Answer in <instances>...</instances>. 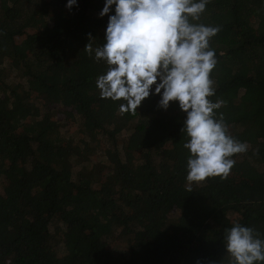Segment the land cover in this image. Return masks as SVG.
Returning a JSON list of instances; mask_svg holds the SVG:
<instances>
[{
	"label": "trees",
	"instance_id": "16d2710c",
	"mask_svg": "<svg viewBox=\"0 0 264 264\" xmlns=\"http://www.w3.org/2000/svg\"><path fill=\"white\" fill-rule=\"evenodd\" d=\"M67 3L0 0V264H231L226 229L264 239V0L189 18L220 29L209 99L249 146L200 182L177 102L159 107L155 85L136 113L101 98L108 65L84 49L105 41V0Z\"/></svg>",
	"mask_w": 264,
	"mask_h": 264
},
{
	"label": "clouds",
	"instance_id": "9594fccd",
	"mask_svg": "<svg viewBox=\"0 0 264 264\" xmlns=\"http://www.w3.org/2000/svg\"><path fill=\"white\" fill-rule=\"evenodd\" d=\"M77 0H68L71 9ZM209 0H105L100 17L108 15L103 45L86 44L85 51L108 65L97 78L101 98L124 101L123 112L136 113L141 102L159 94V107L177 102L186 113L182 132L188 150V182L209 177L226 178L237 154L248 144L228 134L223 118L214 110L224 103H213L215 93L210 73L217 61L209 40L220 30L190 21L199 20ZM114 14L109 15L110 11ZM89 40H93L89 34ZM157 81H159L157 83ZM251 227L235 223L225 230V252L231 264L264 262V239Z\"/></svg>",
	"mask_w": 264,
	"mask_h": 264
},
{
	"label": "rangeland",
	"instance_id": "374dc122",
	"mask_svg": "<svg viewBox=\"0 0 264 264\" xmlns=\"http://www.w3.org/2000/svg\"><path fill=\"white\" fill-rule=\"evenodd\" d=\"M31 63H32V62H31L30 60H28V64L31 65ZM51 108H52V106L50 107V109H51ZM52 109H53V108H52ZM61 115H62V114H60L59 117H60ZM61 117H64V116H61ZM237 178H238V177H235V179H237Z\"/></svg>",
	"mask_w": 264,
	"mask_h": 264
}]
</instances>
